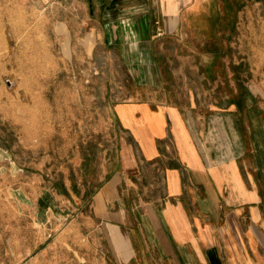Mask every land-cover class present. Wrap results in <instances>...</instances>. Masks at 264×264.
<instances>
[{
	"label": "crops",
	"instance_id": "1",
	"mask_svg": "<svg viewBox=\"0 0 264 264\" xmlns=\"http://www.w3.org/2000/svg\"><path fill=\"white\" fill-rule=\"evenodd\" d=\"M41 1L128 82L109 99L115 170L91 199L96 261L264 264V19H243L252 0Z\"/></svg>",
	"mask_w": 264,
	"mask_h": 264
},
{
	"label": "rangeland",
	"instance_id": "2",
	"mask_svg": "<svg viewBox=\"0 0 264 264\" xmlns=\"http://www.w3.org/2000/svg\"><path fill=\"white\" fill-rule=\"evenodd\" d=\"M248 6L243 19H264V0ZM60 14L0 0V264H101L90 205L115 170L109 99L128 82L84 55Z\"/></svg>",
	"mask_w": 264,
	"mask_h": 264
}]
</instances>
